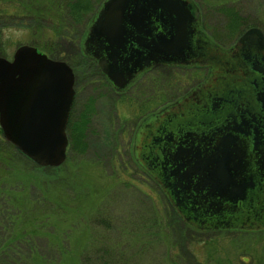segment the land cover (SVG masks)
Here are the masks:
<instances>
[{
  "label": "rangeland",
  "instance_id": "1",
  "mask_svg": "<svg viewBox=\"0 0 264 264\" xmlns=\"http://www.w3.org/2000/svg\"><path fill=\"white\" fill-rule=\"evenodd\" d=\"M40 1L42 11L59 13L51 10L55 0ZM104 2L83 26L62 20L65 28L59 32L51 19L18 22L28 26L10 27L0 37V57L12 60L20 46H34V36L25 30H38L39 46L34 47L71 65L77 91L69 119L76 129L75 144L72 148L68 135V156L61 167H39L18 157L0 127L5 205L0 264H264V230L195 231L135 159L145 117L165 103L163 98L180 96L206 74L160 68L128 92L115 93L84 51L88 29ZM193 2L212 38L225 48L234 45L242 34L231 38V21L224 14L229 8H218L222 0ZM235 7L251 16V23L259 19L264 24L261 0H243Z\"/></svg>",
  "mask_w": 264,
  "mask_h": 264
},
{
  "label": "water",
  "instance_id": "2",
  "mask_svg": "<svg viewBox=\"0 0 264 264\" xmlns=\"http://www.w3.org/2000/svg\"><path fill=\"white\" fill-rule=\"evenodd\" d=\"M189 1L106 0L85 38V53L96 59L101 72L118 91H124L139 74L171 65L191 50L192 23H198L200 12ZM157 23L162 28L159 33H155ZM239 43L264 49V33L251 28ZM212 53L221 55L217 48H212ZM75 97V73L67 62L53 60L30 45L20 46L12 60L0 57V127L6 141L39 167L58 168L66 162L67 127ZM260 101L264 104L263 96ZM194 158L188 166L178 162L181 175L174 174L179 180L175 187L184 182L191 185L195 175L199 177L197 193L211 188L205 198L217 194L228 200L224 192L233 187L236 200L244 199L251 187L245 170L247 155L233 134L224 135L210 157L203 159L196 154ZM237 185L239 188H235ZM257 213L264 217V209ZM228 221L208 230H264V219ZM185 222L204 230L190 220Z\"/></svg>",
  "mask_w": 264,
  "mask_h": 264
},
{
  "label": "flooded vegetation",
  "instance_id": "3",
  "mask_svg": "<svg viewBox=\"0 0 264 264\" xmlns=\"http://www.w3.org/2000/svg\"><path fill=\"white\" fill-rule=\"evenodd\" d=\"M199 12L200 20L192 23L191 50L171 65H160L139 74L124 91H118L101 72L96 59L86 56L115 93L128 92L146 75L160 68L206 74L202 81L198 82V78L193 81L192 87L180 96L171 97L170 101L163 98L165 103L145 117L142 130L136 136L134 157L180 218L204 229L193 227L195 231H223L227 229H208L222 227L223 224L218 223L228 220L264 219L257 213L258 209H264V104L260 101L264 97V49L240 44L244 33L231 47L221 46L206 30L200 9ZM156 25L155 33H159L161 25ZM212 48L219 49L220 57L212 53ZM76 102L77 91L70 120ZM228 133L235 136L238 147L247 155L245 170L251 187L245 191L244 199L236 200V193L231 191L233 187L228 193L224 192L228 200H222L217 194L205 198L211 188L197 193L199 177L195 175L191 185L184 182L181 187H175L179 180L174 174L181 175L178 162L188 166L190 161H195L196 154H201L203 159L206 155L210 157Z\"/></svg>",
  "mask_w": 264,
  "mask_h": 264
},
{
  "label": "trees",
  "instance_id": "4",
  "mask_svg": "<svg viewBox=\"0 0 264 264\" xmlns=\"http://www.w3.org/2000/svg\"><path fill=\"white\" fill-rule=\"evenodd\" d=\"M55 1L56 4L53 3L51 10L56 11L59 9V13H56L55 16L54 15L50 16L49 14L46 13L47 11L44 12L39 7L41 4L40 0H0V37L1 35H3V33L6 30H9L10 27L15 28L17 26H21V27L28 26V24L25 23L22 24L18 22H27V23L35 24V23H41L46 19H51L52 22H55L56 24L55 27L59 32L60 29L65 28L64 22L62 20H67V21L69 20V22L75 26H83L86 22L92 20L98 7L105 0H62V4L61 1L59 0H55ZM92 1L94 2L93 4ZM241 1L243 0H222V4L218 6L219 9L229 8L226 11H224V14L231 21V28H230L231 30L230 29L228 30L232 33L231 36L232 39H236L238 36L243 34L245 30L250 29L251 26L263 28L262 26L264 25L262 21L259 19L257 23H253V22L251 23V18H252L251 16L249 17L242 16L241 14L242 12H239L235 7L238 4V2ZM261 2L264 5V0H261ZM230 3H235V6H230L229 5ZM25 31L28 32L30 35L32 34V36H34V39L31 40V44L34 46H39V43L37 42V40H35V36L38 34V30L31 29L30 31L28 30ZM75 130H76L75 128H72L71 123H69L67 131L72 141V148H74L73 144H75V138H74ZM7 146L11 150V152L17 155L18 157L27 159L20 152H18L13 146L9 144H7ZM0 196H1L0 198V214H1V213H5L4 212L5 205L2 202L4 195L0 193ZM213 234H222V233H213ZM246 234L248 233H243V235ZM90 260L91 259L88 258L86 260V263H88ZM219 263H222V261H220ZM198 264H202V263H198Z\"/></svg>",
  "mask_w": 264,
  "mask_h": 264
}]
</instances>
